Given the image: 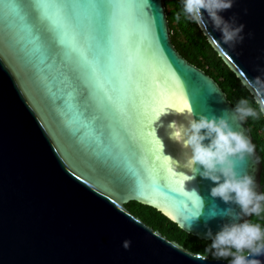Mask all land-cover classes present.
Segmentation results:
<instances>
[{"label":"water","instance_id":"1","mask_svg":"<svg viewBox=\"0 0 264 264\" xmlns=\"http://www.w3.org/2000/svg\"><path fill=\"white\" fill-rule=\"evenodd\" d=\"M35 2L70 5L78 15L71 37L57 32L55 44L23 25L9 41L3 12L12 0H0V264H228L186 250L125 208L153 207L203 241L229 221V207L239 211L212 197L215 182L172 160L183 151L169 135V125L183 121L175 96L188 99L197 119L230 116L233 105L176 50L164 0ZM134 6L141 19L96 13ZM233 11L254 37L239 54L212 46L243 81L264 65V0H238L225 15ZM233 128L254 144L246 123ZM255 156L236 169L263 191L256 147ZM255 258L264 264V255Z\"/></svg>","mask_w":264,"mask_h":264},{"label":"clouds","instance_id":"2","mask_svg":"<svg viewBox=\"0 0 264 264\" xmlns=\"http://www.w3.org/2000/svg\"><path fill=\"white\" fill-rule=\"evenodd\" d=\"M237 3L238 0H180L175 19L197 26L214 47L239 54L244 41L252 39L254 33L245 31L246 24L239 12L225 15ZM243 11L248 13L246 7ZM257 71L259 75L242 81L249 95L235 102L230 116L210 119L201 114L197 119L192 107L186 104L179 110L183 121L169 125L170 137L183 149L180 160H172L215 182L212 197L239 207V211L233 207L226 210L230 219L219 231L213 234L209 229L206 233L211 240L206 251L215 259H226L228 264H262L255 257L264 255V223L261 222L264 221V191L257 190L252 175H241L236 169L237 161L248 157L259 161V158L255 156L250 137L243 130L233 128V122L243 124L249 118L264 116V65H257ZM130 245V240L124 242L126 248Z\"/></svg>","mask_w":264,"mask_h":264},{"label":"trees","instance_id":"3","mask_svg":"<svg viewBox=\"0 0 264 264\" xmlns=\"http://www.w3.org/2000/svg\"><path fill=\"white\" fill-rule=\"evenodd\" d=\"M164 2L171 28L172 43L179 54L212 77L226 93L233 106L240 97L248 96L249 92L243 87L242 81L220 57L201 30L184 20L176 21L175 14L180 8V0H164ZM245 123L250 128L254 145L263 163L261 178L264 191V116L258 119L249 118ZM125 208L146 225L159 231L168 240L177 242L192 253L218 260L206 251L211 241L199 240L184 232L175 222L157 209L134 201L126 204ZM261 222L264 223V221ZM220 260L228 262L226 259Z\"/></svg>","mask_w":264,"mask_h":264},{"label":"snow or ice","instance_id":"4","mask_svg":"<svg viewBox=\"0 0 264 264\" xmlns=\"http://www.w3.org/2000/svg\"><path fill=\"white\" fill-rule=\"evenodd\" d=\"M98 16H111L117 18H126L134 15L137 19L142 18V12L133 7L128 12H121L120 10H114L107 7H101L96 9ZM77 10L70 5L57 6L48 9H41L37 6L35 0H12L10 8L3 12V20L8 25L7 40L15 41L17 39L16 29L18 26L23 25L36 32L41 39H50L53 44L56 42L57 32L64 37H71L69 34L70 25H74V21L77 17ZM125 33L123 30L120 32V38L123 41ZM76 43V41H75ZM81 54H84L81 49ZM179 71L183 73L187 78L191 77V71L184 65H178ZM93 71L95 68L93 67ZM100 87L104 89L102 81H99ZM105 94L111 101V95L104 89ZM84 96L82 98H89L90 92L86 86L83 88ZM175 106L182 110L184 105H189L188 99L181 96L174 97ZM118 111H120V105H114Z\"/></svg>","mask_w":264,"mask_h":264}]
</instances>
